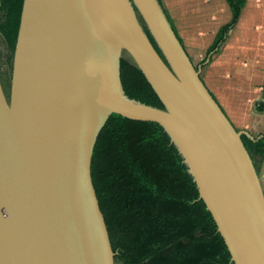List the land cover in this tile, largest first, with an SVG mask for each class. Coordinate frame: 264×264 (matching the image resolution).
Masks as SVG:
<instances>
[{
    "label": "water",
    "instance_id": "obj_1",
    "mask_svg": "<svg viewBox=\"0 0 264 264\" xmlns=\"http://www.w3.org/2000/svg\"><path fill=\"white\" fill-rule=\"evenodd\" d=\"M123 58L164 107L126 92ZM201 71L162 0H24L10 97L0 76V264H116L91 166L115 112L161 123L234 262L264 264L248 133Z\"/></svg>",
    "mask_w": 264,
    "mask_h": 264
},
{
    "label": "trees",
    "instance_id": "obj_2",
    "mask_svg": "<svg viewBox=\"0 0 264 264\" xmlns=\"http://www.w3.org/2000/svg\"><path fill=\"white\" fill-rule=\"evenodd\" d=\"M227 2L232 18L219 29L214 47L226 40L247 0ZM23 3L0 0L1 26L14 46ZM121 76L130 96L165 106L144 72L125 58ZM257 107L264 111V100ZM242 137L249 150L254 147L264 154V135L251 138L244 133ZM91 166L116 264H236L211 210L161 123L113 113L98 136Z\"/></svg>",
    "mask_w": 264,
    "mask_h": 264
},
{
    "label": "rangeland",
    "instance_id": "obj_3",
    "mask_svg": "<svg viewBox=\"0 0 264 264\" xmlns=\"http://www.w3.org/2000/svg\"><path fill=\"white\" fill-rule=\"evenodd\" d=\"M196 66L220 103L240 130L264 117L252 112L264 98V0H247L242 15L225 41L214 47L219 29L232 18L227 0H162ZM0 12V76L10 93L15 46L7 37ZM257 135L252 134L254 138ZM250 153L264 188V154Z\"/></svg>",
    "mask_w": 264,
    "mask_h": 264
},
{
    "label": "crops",
    "instance_id": "obj_4",
    "mask_svg": "<svg viewBox=\"0 0 264 264\" xmlns=\"http://www.w3.org/2000/svg\"><path fill=\"white\" fill-rule=\"evenodd\" d=\"M263 100H264V98L258 99L257 102L255 103V107L253 108L252 114L254 113L257 116V118L258 117H264V111H260L258 109V107H257L258 103L261 102V101H263ZM259 127L260 126H259L258 123H253V126L252 127L243 129V131L247 132L250 135H252V134H254V135L258 134L257 135V138H260L261 136L264 135V131L262 132Z\"/></svg>",
    "mask_w": 264,
    "mask_h": 264
},
{
    "label": "bare ground",
    "instance_id": "obj_5",
    "mask_svg": "<svg viewBox=\"0 0 264 264\" xmlns=\"http://www.w3.org/2000/svg\"><path fill=\"white\" fill-rule=\"evenodd\" d=\"M134 6V5H133ZM170 44L167 45L168 48H170ZM175 62L179 63V61L176 60V58H174Z\"/></svg>",
    "mask_w": 264,
    "mask_h": 264
},
{
    "label": "flooded vegetation",
    "instance_id": "obj_6",
    "mask_svg": "<svg viewBox=\"0 0 264 264\" xmlns=\"http://www.w3.org/2000/svg\"><path fill=\"white\" fill-rule=\"evenodd\" d=\"M2 81V80H1Z\"/></svg>",
    "mask_w": 264,
    "mask_h": 264
}]
</instances>
